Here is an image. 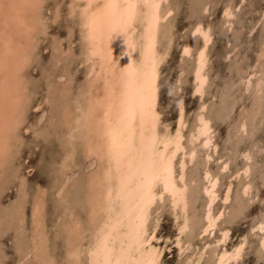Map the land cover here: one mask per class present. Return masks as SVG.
<instances>
[{
  "label": "rangeland",
  "instance_id": "obj_1",
  "mask_svg": "<svg viewBox=\"0 0 264 264\" xmlns=\"http://www.w3.org/2000/svg\"><path fill=\"white\" fill-rule=\"evenodd\" d=\"M85 4L0 0V264L89 263L101 218L92 215L94 185L105 162L94 153L96 135L84 113L90 99L103 95L105 75L95 73L96 57H85ZM164 10L157 38L158 131L173 132L182 108L185 149L199 113L208 120L210 141L195 139L185 162V213L167 194L155 198L143 247L155 248L162 264H213L221 249L242 239L232 264H264L258 244L264 233V0H164ZM196 23L211 34L200 92L193 91L202 45L201 35L191 33ZM186 44L190 53L182 54ZM204 167L218 179L211 208L222 209L207 231H201ZM222 230L227 233L219 241Z\"/></svg>",
  "mask_w": 264,
  "mask_h": 264
},
{
  "label": "bare ground",
  "instance_id": "obj_2",
  "mask_svg": "<svg viewBox=\"0 0 264 264\" xmlns=\"http://www.w3.org/2000/svg\"><path fill=\"white\" fill-rule=\"evenodd\" d=\"M163 1L85 0L82 8L81 27L87 42L85 57L92 60L96 57L98 70L95 73L105 75L103 95L101 98L91 97L92 101L88 102L84 113L90 130L96 135L94 153L103 156L105 162L103 172L94 185L97 195L91 204L92 215L98 214L101 218L89 248L88 264H162L160 253L155 248L143 247L149 207L155 198L167 194L172 207H179L182 214L185 213V162L194 153L192 144L195 139H202L203 145L210 141L208 120L199 113L189 137L190 148L185 149L181 140L184 126L182 108L173 132L158 131L156 98L161 56L157 50V38L160 23L168 14L165 10L166 13H162ZM95 4L98 5L94 9L92 5ZM229 14L230 8L225 6L222 15L226 17ZM191 33L202 37L193 70V91L200 92L206 78L205 50L211 34L209 27L201 23H196ZM181 52L190 53V46L184 45ZM97 108L101 110L99 114L95 113ZM179 152L182 155L177 162L179 171L176 176L175 158ZM216 177L204 167L202 179L205 183L201 190L205 202L201 231L209 230L222 210L214 212L211 208L216 196ZM229 185L222 194L223 201L227 200ZM187 223L188 219L184 216L181 229ZM262 223L257 226L261 227ZM225 233L222 230L217 240H223ZM243 242L241 239L231 249H221L214 256L213 264H232L240 255ZM258 244L264 246V233Z\"/></svg>",
  "mask_w": 264,
  "mask_h": 264
}]
</instances>
